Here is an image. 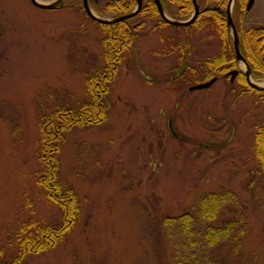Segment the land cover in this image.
<instances>
[{
  "label": "rangeland",
  "instance_id": "374dc122",
  "mask_svg": "<svg viewBox=\"0 0 264 264\" xmlns=\"http://www.w3.org/2000/svg\"><path fill=\"white\" fill-rule=\"evenodd\" d=\"M62 3L45 10L30 0H0L4 257L10 259L17 249L19 224L60 219L61 209L38 183L48 161L41 132L57 131L53 123L42 127L41 118L54 111L76 113L94 99L103 107L102 118L55 132L57 177L78 199L75 222L57 245L28 254L27 264H264V171L258 170L255 149L264 97L226 79L189 91L191 82H173L169 75L179 52L151 54V46H161L159 35L180 33L173 40L189 42L188 62L199 66L220 50L221 39L207 28L184 32L167 26L151 33L149 21L139 41L122 53L106 94L97 97L88 91L87 78L103 71L105 30L79 0ZM91 9L104 18L121 14ZM169 9L178 15L175 5ZM235 19L244 28L264 25V1L255 0ZM239 67L244 69L241 62ZM253 81L264 85V79ZM227 191L237 202L224 206L214 220L198 217L202 196ZM182 213L193 217L187 232L161 222L165 215ZM228 220L234 221L231 239L206 244L207 226Z\"/></svg>",
  "mask_w": 264,
  "mask_h": 264
},
{
  "label": "trees",
  "instance_id": "16d2710c",
  "mask_svg": "<svg viewBox=\"0 0 264 264\" xmlns=\"http://www.w3.org/2000/svg\"><path fill=\"white\" fill-rule=\"evenodd\" d=\"M168 4H174L178 7L179 14H189L192 9V0H161ZM228 0H215L216 4L220 5L221 11H211L204 13L202 16L213 15L212 19L200 21L198 25H207L221 39V49L212 58L205 60L202 66L207 68L218 62L231 61L234 62L233 44L229 31L225 23V6ZM247 0H235L234 11L240 17L245 15V4ZM136 3V0H99L95 5L96 11L102 14V10L117 11L118 13H127ZM146 5L141 11L142 13L152 14V6L149 7L147 3L152 4V1L146 0ZM102 6V8H101ZM185 9V11H184ZM86 14V13H85ZM237 31L239 35L240 51L245 57L251 70L254 74L264 75V27L250 26L244 28L238 25ZM105 30V35L101 39V46L103 50V57L108 64V76L104 78V88H108L107 83L112 81L117 73L120 60L122 58L123 50L127 49L131 44L134 35L131 34L126 23H117L115 25H100ZM112 73V74H111ZM95 76L89 74L87 80L90 86L89 92H93L95 84L93 82ZM93 83V85H91ZM88 86V85H87ZM102 86V85H101ZM249 90H252L248 88ZM107 91V89H106ZM105 91V92H106ZM259 97H264V90H253ZM96 98V97H95ZM264 103V100H263ZM103 107L97 105L94 101L81 105L76 113L68 111H54L49 115H44L41 118L42 127L51 126L55 124L58 132L72 127L75 124H84L96 122L97 118H102ZM93 113V114H92ZM51 129L47 128L41 132V141L45 143L42 145V151L48 154V161L45 164V169L42 171L38 183L43 188L47 196H51L56 204L61 209L60 219L55 224L41 223L36 220H28L22 222L16 228L15 238V253L10 259L4 257L0 250V264H27L26 258L30 253H41L47 251L49 247L57 245L70 232L73 223L78 214V199L74 196L70 187H63L57 177V159L56 153L58 151V133H52ZM255 149L258 151L259 171H264V123L258 126L255 134ZM49 196V197H50ZM50 197V198H51ZM237 202L236 196L230 192H210L202 196L198 202L197 214L203 220H214L218 217L221 209L228 203ZM193 221V217L189 213H182L178 216H163L161 222L165 225L178 224L184 232H187ZM160 222V221H159ZM234 221L228 220L218 226H207L204 231L206 244L215 245L218 242L231 239L233 235ZM234 237V236H233ZM175 264H189L183 260H177Z\"/></svg>",
  "mask_w": 264,
  "mask_h": 264
},
{
  "label": "flooded vegetation",
  "instance_id": "af4514ba",
  "mask_svg": "<svg viewBox=\"0 0 264 264\" xmlns=\"http://www.w3.org/2000/svg\"><path fill=\"white\" fill-rule=\"evenodd\" d=\"M79 1L81 2V7L84 10V8H83V0H79ZM87 1H88V4H89L90 8L92 7L94 9H95V5H97V3L99 2V0H87ZM148 1H152V4H153V5H151V4L147 3V5H149V7L152 6V14H150V15L145 13V12L144 13L141 12L144 9V6L146 5V3H145L146 0H142V5H141L140 9L138 10V12H136V14H134L133 16H131L129 18H126V19L118 21V22L110 23V24H101V23H98L96 21L95 22L98 23L99 25H115L117 23H122V22L126 23L128 28H129V30H130V32H131V34L134 35V38H133L131 44H129V46H128V48H129L132 44H134L137 41H139V38L142 36L140 30L143 29L148 24L147 22H149V21L152 22L151 33L154 32L156 29H160L162 27H167V26H171V27H173V28H175L177 30H181L182 29L184 32H185V30H189L190 27H192V28L194 27V28H197V29L198 28H207V29L210 30L212 28H210L207 25H202V24L198 25V22H200V21L203 22L205 20L212 19L213 15L212 14H209L208 16H202V15L204 13H208V12L211 13V11H218V12L221 11L220 5L216 4L215 0H205V4H203V2H202L203 0H196V3L198 5V14H197L196 18L194 19V21L192 23L188 24V25L176 26V25H172V24L168 23L161 16V14L159 13V11L157 9V6H156V3H155L154 0H148ZM159 1L161 3V6H162V9H163V12H164L165 16L167 18L171 19V20L186 21L189 18H191L193 13H194L193 0H192V9H191L190 13L189 14H185L184 13V15L179 14L178 7L176 5H175V7L177 9L176 12H177L178 15L172 14L170 12L169 8L172 5H174V4H168V3H165V2H163L161 0H159ZM228 1L226 2V6H225V23H226V27H227V29L229 31V34H230V37H231V41H232V44H233V34H232V32H231V30H230V28L228 26V22H227V3H228ZM62 2H63V0H62ZM234 3H235V0L233 2L232 9H231V17H232V21H233V23H234V25L236 27V30H237V26H236V23H235L236 22L235 17L238 16L239 18H242L243 16L240 17L238 15V13L236 11H234V5H235ZM136 5L137 4L135 3L134 6L131 8V10L129 12H127V13H121L119 15H110L111 17L110 18H106V19H114V18L120 17V16H122L124 14H128V13L132 12L136 8ZM62 6H64L63 3H62L61 6H58V7H62ZM245 6H246V4H245ZM58 7H56V8H58ZM184 11H185V9H184ZM246 12H248V11L246 10ZM141 15L142 16L144 15V18H142ZM173 16H176V18L173 17ZM136 17H138V18L141 17L142 19L140 21H138V23H134L133 20ZM131 21H132V23H131ZM262 26L264 27V25H262ZM173 34L172 35L170 34L169 36H167L165 34L159 35L158 40L161 43V46L158 47V48H156L157 47L156 44H155V46L154 45L151 46V48H154V49L151 50V54L157 55V56H165V55H169V54L173 53L174 51L179 52V55L176 58L175 65H174V67H172L169 75L172 77L171 80L173 82H174V80L175 81L182 80L185 83L191 82L192 84L189 85L188 90H189V88L191 86H194V85H197V84H200V83L208 82L209 80L214 78L215 81L212 84L216 83L219 79L220 80L221 79H226L230 85H238V86H240L241 90H243L245 87H247V88L252 89V91H253L255 89H253L248 84L247 78L249 77L251 81H253V79H255V78L256 79H258V78L264 79V75L254 74L253 73V71L251 70L249 64L247 63V61L245 59V57L241 53L240 47H239L240 54L244 57L247 65L249 67V76H247V73H246L247 70H246L245 65L243 64L242 61H240V60H238L236 58L235 51H234V45H233L234 62H231V61H223V62H220V63L218 62L217 66H216V64H214V65H212L210 67H207V68L202 66V63L204 61H202L199 64V66H197V65L195 66L193 64H190L188 62V57H189V54H191L192 50L190 48L189 42H187V41L186 42H182V40H180V39L178 40L177 38L174 41L173 40L174 36L178 37L180 35V33H173ZM237 34H238V31H237ZM218 38H220V37L218 36ZM238 46H239V35H238ZM127 49H125V50H127ZM220 49H221V47H220ZM125 50H123V52ZM239 62H241L244 65V69H241L239 67ZM102 70L103 71H101L100 73H98V70H96V73H91V74H93L95 76V78L93 80V82L95 84V88H93L92 94L94 96H97V97H102L103 94H106L105 91H106L107 88H104V86H101V84H103V79L106 76H108V64L106 63V61H105V65L103 66ZM158 79H160V77L156 76L155 80H158ZM255 83L260 85L256 81H255ZM210 86H208V87H210ZM208 87H206V88H208ZM206 88H202V89H206ZM189 91H192V90H189Z\"/></svg>",
  "mask_w": 264,
  "mask_h": 264
},
{
  "label": "water",
  "instance_id": "95a60500",
  "mask_svg": "<svg viewBox=\"0 0 264 264\" xmlns=\"http://www.w3.org/2000/svg\"><path fill=\"white\" fill-rule=\"evenodd\" d=\"M30 1L35 7L40 8V9H45V10H51V9H54V8L62 5V0H54V1L50 2V3L40 2L38 0H30ZM154 1L156 3L157 9H158L159 13L161 14V16L168 23H170L172 25H176V26L188 25V24H190V23H192L194 21V19L196 18L197 14H198V5L196 3V0H193L194 13H193L191 18H189L186 21L171 20V19H169V18H167L165 16L160 1L159 0H154ZM254 1L255 0H247L246 6H245V9L247 11H249L252 8V6L254 4ZM233 2H234V0H229L228 3H227V22H228V26H229L232 34H233V45H234V51H235L236 58L243 62V64L246 67V70H247L246 71L247 76H249V67H248L244 57L240 54L239 46H238V34H237L236 27H235V25H234V23L232 21V17H231V9H232ZM136 4H137L136 8L132 12H130L128 14H124V15H122L120 17H116L114 19H106V18H103V17H100V16L96 15L92 11V9L90 8V6L88 4V1L87 0H83V8H84L85 13L88 15V17L90 19H92L93 21H96V22L101 23V24H110V23L118 22V21H121V20H124L126 18H129V17L133 16L140 9V7L142 5V0H136ZM247 80H248V84L253 89H255V90H264V85H262V86L258 85L257 83L251 81L249 77L247 78ZM214 81H215V79L213 78V79L209 80L208 82L200 83V84L191 86L189 88V90L206 88V87L210 86Z\"/></svg>",
  "mask_w": 264,
  "mask_h": 264
}]
</instances>
